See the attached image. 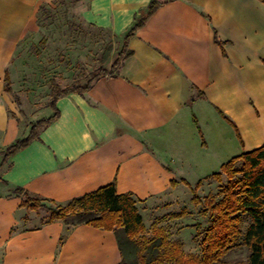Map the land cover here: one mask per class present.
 <instances>
[{
    "label": "crops",
    "instance_id": "obj_1",
    "mask_svg": "<svg viewBox=\"0 0 264 264\" xmlns=\"http://www.w3.org/2000/svg\"><path fill=\"white\" fill-rule=\"evenodd\" d=\"M50 1L0 0V152L33 123L22 126L4 74L9 68L13 91L22 89L12 58ZM78 1L84 22L123 38L150 0ZM159 1L129 38L132 54L118 73L59 97L58 118L0 163V264L122 259L112 230L62 220L23 225L16 187L64 205L114 181L140 211L264 145V0ZM42 111L53 113L48 105L31 113ZM194 164L191 184L185 165Z\"/></svg>",
    "mask_w": 264,
    "mask_h": 264
},
{
    "label": "trees",
    "instance_id": "obj_2",
    "mask_svg": "<svg viewBox=\"0 0 264 264\" xmlns=\"http://www.w3.org/2000/svg\"><path fill=\"white\" fill-rule=\"evenodd\" d=\"M159 4V0H150L135 16L132 25L123 35L122 49L109 69L103 66L95 68L84 84L76 82L62 88L55 87L47 104L53 113L31 123L26 136L8 145L3 151V162L38 138L39 131L58 118L56 101L59 97L70 92L83 93L100 77L118 73L123 59L132 54V50L127 48L129 38ZM106 58L103 56V61ZM4 80V89L11 91L7 69ZM223 174L226 181L221 185L218 196L208 194L201 200L196 193L202 185L201 180L192 189V202L195 205L203 204L201 212L208 219L200 255L185 253L182 242L178 239L170 240L162 226L155 224L153 236H144L146 227L136 197L131 192H117L114 181L71 199L65 206L47 203L21 187H16L15 193L21 196L20 206L33 210L43 208L48 212V217L42 223L62 220L68 226L85 223L112 230L122 256L117 264H130L124 256L131 253L137 254L139 264H221L223 257L237 245L246 247V260L227 264H264V145L230 158L210 177L221 182ZM181 215L182 211L174 214ZM63 238L61 236L60 241Z\"/></svg>",
    "mask_w": 264,
    "mask_h": 264
},
{
    "label": "rangeland",
    "instance_id": "obj_3",
    "mask_svg": "<svg viewBox=\"0 0 264 264\" xmlns=\"http://www.w3.org/2000/svg\"><path fill=\"white\" fill-rule=\"evenodd\" d=\"M42 6L19 41L12 58L13 75L23 90L13 91L10 78L11 91L7 92L13 93L17 117L22 126L31 120L34 123L47 117L43 111L36 116L31 111H39L47 105L55 87L62 88L76 82L84 84L95 68L103 66L109 69L123 44L121 36L84 22L80 16L82 5L78 0H52ZM103 56H107L105 61ZM7 69L10 77V70ZM28 92L31 94L29 98ZM26 135L27 131L23 136ZM3 151L0 152V163L3 162ZM195 165H185L186 176L191 184H195L199 178ZM225 181L224 174L221 182L207 177L202 180L196 193L201 200L208 194L218 196ZM192 193L189 189L165 200L158 199L148 208H140L146 227L143 235L151 238L154 225L162 226L170 240L182 242L185 253L200 255L208 219L201 212L203 204L195 205L192 202ZM181 211V216H174ZM21 215L24 216L21 221L23 225L30 226L42 223L48 217V212L43 208L33 210L25 207ZM247 254L246 247L237 245L223 257L221 264L244 261ZM136 255L131 253L124 257L130 264H136L135 261L139 264Z\"/></svg>",
    "mask_w": 264,
    "mask_h": 264
}]
</instances>
